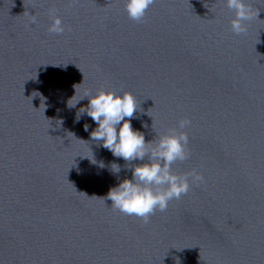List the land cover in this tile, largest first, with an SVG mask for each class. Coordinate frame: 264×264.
Returning <instances> with one entry per match:
<instances>
[{"label":"water","instance_id":"95a60500","mask_svg":"<svg viewBox=\"0 0 264 264\" xmlns=\"http://www.w3.org/2000/svg\"><path fill=\"white\" fill-rule=\"evenodd\" d=\"M245 2L236 34L226 0H154L140 21L125 0H0V264H264V0ZM74 85L131 92L146 142L187 132L172 170L204 182L147 223L100 198L147 157L92 140Z\"/></svg>","mask_w":264,"mask_h":264},{"label":"clouds","instance_id":"9594fccd","mask_svg":"<svg viewBox=\"0 0 264 264\" xmlns=\"http://www.w3.org/2000/svg\"><path fill=\"white\" fill-rule=\"evenodd\" d=\"M226 2L229 9L235 10L231 30L236 34L244 32V21L252 18L253 9L245 0H226ZM153 3L154 0H125V10L130 19L140 21L146 16L147 10ZM32 22H36L35 15H33ZM64 30L62 19L54 16L49 31L62 33ZM81 84L83 82L77 85ZM77 85H74L75 94L68 99L67 106L74 108L80 101L85 98L89 99V104L77 111L75 122L78 123L85 114L91 117L97 124V127L90 133L91 139L100 142V146L108 149L113 156L123 158L128 162L145 161L147 157V162L129 167L132 170L131 179L122 180L118 185L109 189L106 197L100 198L111 200L112 206L119 211L137 216L147 223L156 211H166L170 201L180 199L189 193L193 185L204 182V176L196 170L183 175L176 174L172 170V165L177 160L182 161L189 157L187 132L172 129L169 134L161 135L155 143L146 142L145 133L134 129L132 125V118L140 106L131 92L120 94L111 90H98L93 95L91 91L85 90L82 94H78ZM38 95L42 96L41 93ZM60 121L62 124L63 120ZM190 125L191 120L185 118L180 121L179 128L184 129ZM84 127L87 131L89 125L85 124ZM144 127L147 125L145 124ZM92 158L95 160L93 150ZM92 158H89L91 162L97 163L96 160L93 162ZM99 164L100 167H104L102 161ZM112 165L116 166L112 168L114 173L121 171L118 164L113 163ZM129 165L132 164L129 163Z\"/></svg>","mask_w":264,"mask_h":264}]
</instances>
